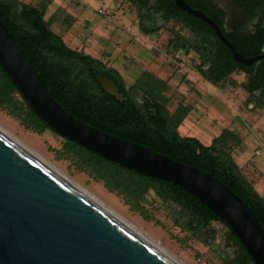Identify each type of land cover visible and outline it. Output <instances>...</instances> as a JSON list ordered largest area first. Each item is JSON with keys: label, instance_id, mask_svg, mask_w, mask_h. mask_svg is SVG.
Masks as SVG:
<instances>
[{"label": "water", "instance_id": "1", "mask_svg": "<svg viewBox=\"0 0 264 264\" xmlns=\"http://www.w3.org/2000/svg\"><path fill=\"white\" fill-rule=\"evenodd\" d=\"M176 6L188 10L181 0ZM227 45L235 62L251 64ZM0 67L59 136L123 168L179 186L228 227L254 264H264L263 230L238 196L201 170L73 118L50 95L1 20ZM95 78L106 95L123 101L107 76ZM0 264L175 263L0 133Z\"/></svg>", "mask_w": 264, "mask_h": 264}, {"label": "trees", "instance_id": "2", "mask_svg": "<svg viewBox=\"0 0 264 264\" xmlns=\"http://www.w3.org/2000/svg\"><path fill=\"white\" fill-rule=\"evenodd\" d=\"M43 17L44 12L34 7L16 0H0L1 22L61 108L92 128L148 148L216 178L250 208L264 233V198L241 175L231 156L241 142L236 133L225 130L208 147L195 138L180 136L178 128L191 108L180 107L170 114L164 103L156 98L155 87L148 83L138 87L147 99L144 108L131 99L121 103L107 96L98 86L96 75L108 76L120 92H125L121 76L91 56L68 48L51 31L50 23L44 21ZM33 21H36V25ZM236 68L233 65L226 75ZM238 68L247 72L245 67ZM146 78L152 80L150 75H146ZM253 80L262 97L257 99L251 93L247 104L264 109V76L253 77ZM15 95L23 100L27 108L25 115L16 116L26 130L38 135L51 132L59 136L32 111L0 67V110H6L7 103ZM62 139L64 144L59 156L71 158L77 170L88 173L108 192L121 197L131 211L150 220L143 204L152 192L168 209L173 225L205 246H210L207 236L211 234L212 224L219 223L227 229L226 244L233 249V253L221 257L222 264H254L228 227L179 186L123 168Z\"/></svg>", "mask_w": 264, "mask_h": 264}, {"label": "rangeland", "instance_id": "3", "mask_svg": "<svg viewBox=\"0 0 264 264\" xmlns=\"http://www.w3.org/2000/svg\"><path fill=\"white\" fill-rule=\"evenodd\" d=\"M16 1L43 11L44 21L50 23L51 31L68 48L115 70L129 91L148 83L155 87L156 98L164 103L170 114L180 107L193 109L179 127L181 136L195 138L208 147L225 130L234 132L246 142L259 140L260 160L264 161V109L247 104L248 95L244 91L247 79L240 73L225 79L216 88L194 79L196 57L195 60L175 57L169 43L170 28L145 34L138 12L125 0ZM26 111L23 100L15 95L7 103L6 110H0V129L175 260L182 264H222L221 257L232 255L223 225H211V234L207 236L210 246H205L173 225L168 209L152 192L143 204L150 220L131 211L121 197L108 192L88 173L77 170L71 158L59 156L64 144L62 138L51 132L38 135L26 130L16 117L25 115ZM247 151L253 153L251 149Z\"/></svg>", "mask_w": 264, "mask_h": 264}, {"label": "flooded vegetation", "instance_id": "4", "mask_svg": "<svg viewBox=\"0 0 264 264\" xmlns=\"http://www.w3.org/2000/svg\"><path fill=\"white\" fill-rule=\"evenodd\" d=\"M125 1L135 7L145 34L170 28L169 43L175 57L179 60L196 57L194 79L216 88L225 79L240 73L247 79L244 87L247 100L252 94L257 99L262 97L253 77L264 76V0H181L190 12L178 8L177 0ZM226 43L251 64L235 62ZM233 65L237 68L226 75ZM238 67H245L247 72ZM124 88L125 92L118 89L123 97L121 103L131 99L141 108L145 107L147 99L139 88L129 91L125 84Z\"/></svg>", "mask_w": 264, "mask_h": 264}, {"label": "crops", "instance_id": "5", "mask_svg": "<svg viewBox=\"0 0 264 264\" xmlns=\"http://www.w3.org/2000/svg\"><path fill=\"white\" fill-rule=\"evenodd\" d=\"M192 110L189 112V114L192 112ZM240 140V144L233 150L231 156L236 166L239 168L242 176L253 187L257 194L260 197L264 198V161L260 160V158L262 157L260 148L261 142L257 139L255 140V142H246L242 137L240 138ZM249 149H251L253 153H248L247 150Z\"/></svg>", "mask_w": 264, "mask_h": 264}, {"label": "bare ground", "instance_id": "6", "mask_svg": "<svg viewBox=\"0 0 264 264\" xmlns=\"http://www.w3.org/2000/svg\"><path fill=\"white\" fill-rule=\"evenodd\" d=\"M0 133L2 135H4L5 137H7L9 140H11L13 143H15L17 146H19L21 149H23L24 151H26L28 154H30L32 157H34L36 160H38L40 163H42L43 165H45L50 171H52L57 177H59L60 179H62L63 181H65L67 184H69L71 187H73L75 190H77L78 192H80L81 194H83L84 196H86L87 198H89L91 201H93L94 203H96L97 205H99L103 210H105L112 218H114L118 223H120L121 225H123L125 228H127L129 231H131L132 233H134L136 236H138L139 238H141L143 241H145L146 243H148L150 246H152L154 249H156L157 251H159L161 254H163L164 256H166L168 259H170L173 263L175 264H182L180 263V261L178 262L177 260H175L170 254H168L166 251H164V249H162L161 247H159L156 243H154L152 240H150L149 238H147L145 235H143L140 231H138L137 229H135L134 227H132L131 225L127 224L124 220H122L120 217H118L116 214H114L113 212H111L108 208H106L105 206H103L100 202H98L97 200H95L93 197H91L90 195H88L87 193H85L79 186H77L76 184H74L72 181H70L67 177H65L64 175H62L59 171H57L56 169H54L53 167H51L50 165H48L43 159H41L39 156H37L36 154H34L32 151L26 149L24 146H22L20 143H18L15 139H13L10 135H8L6 132H4L2 129H0Z\"/></svg>", "mask_w": 264, "mask_h": 264}]
</instances>
